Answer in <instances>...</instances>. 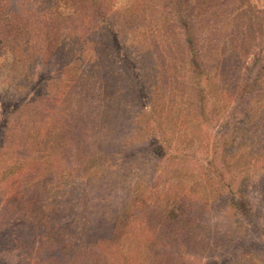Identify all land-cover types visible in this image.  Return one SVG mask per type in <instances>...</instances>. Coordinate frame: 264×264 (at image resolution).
I'll list each match as a JSON object with an SVG mask.
<instances>
[{"label":"trees","instance_id":"16d2710c","mask_svg":"<svg viewBox=\"0 0 264 264\" xmlns=\"http://www.w3.org/2000/svg\"><path fill=\"white\" fill-rule=\"evenodd\" d=\"M42 1L0 0V36L5 41L1 52L9 53L16 63L0 92V201L14 199L17 204V210L0 213V264H264V136L260 137L264 134V54H259L264 41L244 38L263 31L264 4L240 3L233 16L237 30L229 32L226 41L215 42L211 53H203L201 34L207 26L197 19L200 14L194 13L190 0L171 2V19L183 53V75L195 107L193 121L201 133L196 146L209 156L199 163L196 178L187 186L190 190H176L178 184L166 173L156 174L157 161L170 155L163 148L153 105L143 102L147 99L143 82L135 75L130 57L119 52L116 32L105 13L94 2L89 17L79 6L70 10V0H50L47 8ZM221 1L214 0L209 8L217 9L223 5ZM246 10L258 21H248ZM238 15L242 20L236 21ZM237 33L242 40L234 37ZM101 36L109 38L116 59L129 74L123 89L111 92L123 103L120 111L130 115L135 105L143 118L142 126L133 129L140 135L135 150L157 155V159L152 177L132 190L131 201L121 200L116 208L108 206L112 215L107 220L99 216L105 222L102 234L92 231L87 236L82 222L64 216L51 186L58 174L47 167L57 148H67V160H73L81 171L97 160L99 143L88 126L78 120L70 125L64 121L60 129L68 124L70 130L56 131L59 117L55 111L56 103L64 101L87 76L88 67L95 66L92 44ZM259 47L262 49L255 53ZM212 68L220 89L230 92L228 102L207 88ZM94 83L97 102L102 101L104 89L115 84L111 78ZM81 108L79 104L75 111ZM97 108L100 105L95 117L100 116ZM114 119L118 120L116 114ZM150 122L154 129H147ZM22 123H29V132H20L23 144L17 153L22 157L21 162L20 158L14 162L9 153L11 139L16 124ZM258 128L262 134L256 135ZM207 129L214 130L212 138L204 134ZM26 159L36 176L22 190L21 169L17 172V168ZM245 162H251V170L257 165L262 169L256 179L262 181L261 188L257 183L255 193L251 192L255 186L250 183L249 168L242 165ZM122 240L134 246L127 249Z\"/></svg>","mask_w":264,"mask_h":264},{"label":"rangeland","instance_id":"374dc122","mask_svg":"<svg viewBox=\"0 0 264 264\" xmlns=\"http://www.w3.org/2000/svg\"><path fill=\"white\" fill-rule=\"evenodd\" d=\"M254 1L259 7L264 4L263 0H222L223 5L212 11L209 6L214 0H190L191 6L194 7V13L200 14L197 19L207 26V31L204 30L201 34L203 38L201 51L211 53V47L215 42L226 41V35L229 32L234 33L235 28L237 30V27L234 26L237 23L233 21V16L237 13V6L242 2H244L242 4L247 5ZM46 2L50 3L51 1L44 0V6L47 8ZM93 2L99 5L101 12H104L111 22L114 32H116L119 52L127 54L133 61L135 75L138 74V79L143 82L144 91L147 95V99H144L143 102L150 104V106L153 105L152 115L155 121L160 124V137L164 142L163 148L165 152L168 151L170 158L157 161L156 174L165 175L166 173L171 182L178 184L174 185L176 190H182V187L190 190V187L187 186L193 182L192 179L196 178L199 163L209 156L196 146L201 133L193 121L195 107L190 103L192 95L188 88L187 79L183 75L182 48L179 45L177 29L171 19L172 0H70L69 9L79 6L83 13L92 17ZM65 8L68 10V7ZM66 10L64 12H67ZM212 12H216V14L213 15ZM250 13L252 14L251 11ZM250 13L245 11L246 15H250L248 21L257 22L258 18L251 16ZM235 19L236 21L242 20V17L238 15ZM227 21H229V25L225 23ZM220 24L221 30L219 31ZM261 29L263 31L254 34L248 33L244 38L253 42L264 41V28ZM106 36H101L97 42L92 44L97 55L95 66L93 68L88 67L85 72V76H87L68 92L64 101L56 103L58 110L55 111L59 117L55 122L56 131L61 130L60 126L64 121L70 125L78 120L88 126L93 133L95 143H99L97 160L91 162L86 171H81L74 166L73 160H67L69 154L67 148H57L56 151H53L54 153L52 152L53 157L56 156V160H51L50 164L47 163L49 164L47 168L55 175L58 174L51 186L52 191L56 192L59 205L63 207L64 216H74L76 222H82L87 227V229L85 228L87 236H90L92 231L102 234L105 229V222H100L103 220H99V216L107 220L112 215L106 209L108 206H118V202L121 200L131 201L132 190L138 186L142 187L152 177L153 165L156 164L157 159V155H149L144 151L135 150V147L140 143V135L139 131L133 129H137L139 125L142 126L143 121L138 108L133 105L130 115H126L120 111L123 109V103L118 99L116 92L111 93L112 90L123 89L129 74L120 66L119 59H116V57L119 58L116 49ZM234 37H237V40H242L239 33ZM4 47L5 41L0 36V92L4 89L5 82L3 81L6 80V75H11L16 67V63L10 54L1 52ZM260 49L262 48H256L254 52L257 53ZM119 52L117 53L119 54ZM259 54H264V49ZM209 57L214 58L213 55H209ZM97 71L99 74H95ZM208 74L207 88H211L216 97L220 96L218 98L228 102L230 92L220 89L221 85L217 83L214 69L209 70ZM108 78L113 79L115 84H112L110 88H105L102 101L97 102L94 93L98 89L94 82ZM79 104H82V108L76 112L75 109ZM97 105H100V108H97L100 116L95 117L94 111ZM115 114L118 118L116 121L114 119ZM35 120L37 119L35 118ZM126 122L130 123L126 124ZM28 124H16V132L11 139L12 145L9 152L13 156L14 162L16 158L22 157L17 153L23 144L20 132H29ZM152 124V122L148 123L147 129L149 126L154 129ZM69 125L67 124L62 130H65L64 132L70 130ZM213 131L207 129L204 134L206 137L212 138ZM258 132L262 134L260 128L255 129L254 134L257 135ZM248 135L251 136L252 134ZM263 136L264 134L260 137L263 138ZM203 141L205 142L202 139L201 142ZM245 142H248L247 138ZM48 150L50 151L51 148ZM247 151L248 149L244 152ZM18 161L21 162V158ZM27 161L28 159L19 167L17 166V172L21 169L18 179H21L22 190H26L31 184V178L36 176L35 169L32 165L26 164ZM7 162L9 163V159ZM242 165L244 168H249V175L252 178L250 183L253 182L255 186V188L252 187L251 192L255 193L258 187L257 183L262 182L256 180L259 179L257 175L262 169L257 165L251 170V162H245ZM42 166L39 167L40 171H43L44 166ZM178 178H180V182L177 181ZM259 186L261 188V184ZM178 192L181 193V191ZM262 199L264 200V196ZM15 202L14 199H8L7 202L0 201V213L4 214L15 210L17 207ZM103 211L106 212L104 215L102 214ZM122 242L127 249L134 246L128 240H122Z\"/></svg>","mask_w":264,"mask_h":264}]
</instances>
